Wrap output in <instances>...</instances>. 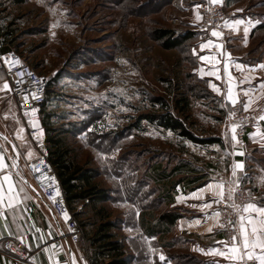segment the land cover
Segmentation results:
<instances>
[{
	"label": "rangeland",
	"instance_id": "rangeland-1",
	"mask_svg": "<svg viewBox=\"0 0 264 264\" xmlns=\"http://www.w3.org/2000/svg\"><path fill=\"white\" fill-rule=\"evenodd\" d=\"M193 3L194 0H31L19 9L8 10L7 16L14 18L21 12V29L27 31L25 36L19 34V52L24 53L28 64H38V74L54 85L57 97L52 104H46V110H55L62 119H58V126L62 123L66 129L69 123L94 116L96 122L89 131L114 135L140 114L152 111L151 96L169 97V78L172 82L184 79L193 87L207 90L193 73L196 58L192 52L200 38L197 16L207 2L198 7ZM158 26L179 34L193 32L195 36L186 50L166 51L149 37V32ZM228 110L224 114L206 93L202 98H192L189 124L193 133L207 138L216 136L218 130H227ZM214 116L222 124L217 126ZM130 132L116 141V146L121 147L106 148L104 152L88 145L83 135L69 137L78 163L94 169L96 180L111 194L114 162L123 154L146 160L153 152L171 153L200 165L211 163L223 168L224 160L216 145L195 146L145 121ZM129 167L123 166V186H129L131 179L141 173L134 175ZM105 206L112 220L127 209L114 200Z\"/></svg>",
	"mask_w": 264,
	"mask_h": 264
},
{
	"label": "crops",
	"instance_id": "crops-1",
	"mask_svg": "<svg viewBox=\"0 0 264 264\" xmlns=\"http://www.w3.org/2000/svg\"><path fill=\"white\" fill-rule=\"evenodd\" d=\"M28 1L31 0H26L23 5H13L8 0H0V19L7 17V20L19 29L18 35L27 31L26 28L21 29L23 17L18 14L21 12H17L13 18L11 15L7 16V11L19 9ZM208 1L213 2L194 0L193 6ZM213 3L221 5L232 16L223 40L212 33L201 31L198 25L200 21L197 20L196 31L199 32L200 38L192 48L196 58L193 73L206 84L211 100L224 114H227L232 104L227 100L229 86L243 109L252 111L264 103V88L259 87L260 83L264 82V67H261L264 66V28H261L264 26V0H215ZM236 20H240L241 23L236 24ZM5 23L3 19L0 20V24ZM209 41L212 43L209 44ZM202 45L207 47L202 48ZM2 49L0 43V50ZM10 51L14 52V49L10 48L0 53ZM20 55L24 56V53ZM201 56L209 59L202 61ZM5 82L9 83L4 72L0 70V155L5 162V168L0 169V182L3 175H9L17 192L18 203L11 209L7 208L5 195L4 215L0 216V241L5 238L21 241L32 253L31 264H73V259L75 264H91L92 251L81 241L82 237L78 242L70 240L63 224L31 182L28 165L36 159L37 153L28 139L26 123L18 114L14 98L9 89H3ZM212 85L219 91L214 90ZM56 97V94L51 95L46 104H52ZM245 104L248 105L247 109L244 107ZM54 111L47 112L55 114ZM225 117L221 120H225ZM213 120L217 126L222 124L216 116ZM223 126L225 125H221ZM249 134L244 147H239L231 140L228 129L218 130L216 136L207 137L220 140L219 143L203 146H217L220 157L224 160L223 168L211 163L200 165L180 156V160L195 167L196 175L202 176L200 186L187 189L179 184L169 198H165L163 190L162 196L165 200L159 204V209L155 207L144 209L140 204V200H144L141 197L143 191L153 189L147 197L148 203L160 195L158 190H154V183L138 187L140 191L131 197L130 203L119 199L118 205H125L127 209L120 213V217L115 218V221L119 222L117 234L125 245L130 264H231L225 256L209 251L213 248L226 251L224 243L230 245L232 242L221 227L220 217L216 215L219 213V203L214 201L219 200V189L209 188L208 185L229 186L242 177V186L247 192L248 203L264 207V120L258 119L257 125ZM237 162H242L243 168L237 169L236 175L233 176V167ZM13 163L15 167H12ZM115 172L117 173V168ZM122 181L121 176L114 175V183L118 184L120 189ZM20 188H23V191H19ZM4 189L6 192L7 183H4ZM113 196L116 197L117 194ZM122 196L120 192L118 197ZM165 212L176 213L179 217L172 228L166 231L162 228V232L153 235L151 232L157 230L156 217ZM252 215L255 216L256 213ZM236 235H239V223ZM161 255L166 258L164 262L160 260ZM0 264L18 263L16 259L0 250Z\"/></svg>",
	"mask_w": 264,
	"mask_h": 264
},
{
	"label": "trees",
	"instance_id": "trees-1",
	"mask_svg": "<svg viewBox=\"0 0 264 264\" xmlns=\"http://www.w3.org/2000/svg\"><path fill=\"white\" fill-rule=\"evenodd\" d=\"M13 5H23L26 0H8ZM172 2L174 0H167ZM6 21L5 24H0V43L3 47L2 52L8 51L13 48L19 52L20 43H18L19 35L18 28H15L12 22H9L7 17L0 20ZM261 28H264L262 26ZM22 34H25L22 33ZM149 37L158 44V46L166 51L185 49L189 46V42L193 40L195 34L186 31L184 33H177L174 29L158 26L149 32ZM16 53V52H15ZM30 65V64H29ZM31 68L37 72L38 64L30 65ZM38 73V72H37ZM190 77V75H185ZM196 77V76H195ZM177 79V78H176ZM196 79L199 82H203ZM169 97L151 96L149 98L152 111L140 114L120 132L101 134L98 136L96 133L89 131L93 122H96L94 116H89L78 123H69L68 128H64L61 123L59 126V117L54 113L46 111V102L49 97L55 93L53 84L48 82L45 92V101L41 114V126L46 134V158L48 163L52 166L59 184L62 188L64 199L69 209L74 213L79 227L82 231V242L86 244L88 249L92 251L91 264H130L126 256L125 245L118 237L119 222L112 220V215L106 208L105 204L111 200L119 201L122 199L124 202L130 203L131 197L139 193V188L148 184L154 183V190L160 191V195L151 202H146L147 197L153 192H142V199L140 204L144 209H155L159 204L165 200L163 198V190H165V198H169L175 190V187L181 184L187 189H194L200 186L202 176L196 175V169L184 160H180L177 156L164 154L161 152H153L152 156L146 160L141 158L131 159V155L123 154L114 162L112 169L113 176H121L123 178V166L127 165L132 168L134 175L131 179L129 186L122 188L114 183V191L110 192L100 184L97 178V172L92 168L84 167L79 164L75 152L71 148L69 137L82 136L83 139L88 141V145L99 150L100 152L106 151V148H114L117 144L116 141L126 136L131 135L132 129H139L142 121L150 125L159 127L165 131H169L183 140H186L194 145H211L219 143L217 138H200L196 136L189 124L190 116L189 110L191 107V99L194 97L202 98L206 93L210 96L208 90L193 87L190 83L182 79L172 82L168 80ZM199 92L201 94H199ZM200 95V96H199ZM211 97V96H210ZM229 109V108H228ZM99 118V117H98ZM62 120L61 118L59 119ZM121 146H116V149ZM104 148V150H102ZM163 155V157H162ZM172 161H175L171 167ZM117 168V173L115 169ZM119 167V168H118ZM119 171V172H118ZM116 173V174H115ZM127 184V183H126ZM122 193L119 198L118 194ZM113 194H117L116 197ZM80 206V210H77ZM86 220H82L83 218ZM179 215L173 212H165L156 217L155 228L156 231L151 232L153 235L164 230L172 228ZM143 219V216H142ZM129 220V218H128Z\"/></svg>",
	"mask_w": 264,
	"mask_h": 264
},
{
	"label": "built area",
	"instance_id": "built-area-1",
	"mask_svg": "<svg viewBox=\"0 0 264 264\" xmlns=\"http://www.w3.org/2000/svg\"><path fill=\"white\" fill-rule=\"evenodd\" d=\"M231 16L232 14L225 11L221 5L208 1L201 11L199 28L203 32H218L220 35L216 37L223 40ZM0 70L4 72L9 82V93L16 102L20 118L26 123L28 139L37 153L36 159L28 165L31 182L56 218L63 224L70 240L78 242L82 237V231L74 213L66 204L56 174L46 158V134L41 126V114L49 80L46 76L34 71L23 56L12 51L0 53ZM25 94H27V99H25ZM33 94H35L34 99ZM32 108H35L36 111L31 112ZM263 113L264 103L252 111H245L240 103L230 105L227 128L232 135L231 126L237 125L238 143L236 144L239 147L246 145V138L250 130L257 125L258 119ZM32 122L36 124L35 129L32 127ZM223 187L225 199L220 200L218 205L220 224L229 241L232 242L231 238L236 235L240 213L230 205L235 203L242 209L248 203V195L242 186V177L235 180L232 185ZM229 188L234 189L232 200L227 199ZM65 214L70 217L67 221ZM233 224H235V228H233ZM0 250L16 259L18 264L32 263V253L17 239L5 238L1 240Z\"/></svg>",
	"mask_w": 264,
	"mask_h": 264
},
{
	"label": "snow or ice",
	"instance_id": "snow-or-ice-1",
	"mask_svg": "<svg viewBox=\"0 0 264 264\" xmlns=\"http://www.w3.org/2000/svg\"><path fill=\"white\" fill-rule=\"evenodd\" d=\"M215 2V0H213ZM198 7V6H197ZM200 17L197 16V19ZM227 23V22H226ZM236 24H240V20L235 21ZM247 31V29H245ZM213 36H219L220 33L213 32ZM209 44L212 43V41L208 42ZM203 47H207V45H202ZM200 59L207 60L208 57L201 56ZM264 67V66H261ZM225 72H227V65L225 66ZM214 90L219 91L218 88H216L214 85H212ZM259 87L264 88V82H261ZM10 88L9 83L5 82L3 85V89L7 90ZM27 94H25V99H27ZM35 98V94H33V99ZM227 100L230 101L233 105H236L238 103V97L233 96V90L231 86L228 88L227 92ZM245 109L248 108V105H244ZM31 112H35L36 109L32 108L30 109ZM231 115V113H230ZM259 120H264V115L259 117ZM32 127L35 129L36 124L35 122H32ZM23 131V129H21ZM231 140L234 143H238V133H237V125L233 124L231 126ZM250 136L252 134H249ZM240 155H243V153H239ZM15 163H13L12 167H15ZM5 168V162L3 159V156L0 155V169ZM243 163L237 162L235 163L233 167V176L236 175L237 169H242ZM4 183H7V189L5 192L4 189ZM209 188H216L219 189L218 196L219 200L214 201L216 203H219L220 200H224V187L222 184H216L208 185ZM19 191H23V188H20ZM202 191V190H201ZM233 192L234 189L229 188L228 189V200L233 199ZM5 195H7V208L11 209L14 207L15 203H18V196L17 192L14 189V185L10 180L9 175H3L2 176V182H0V216L4 215L3 206L5 204ZM195 195V194H194ZM210 205H203V207H208ZM234 210H236L239 215V235H233L232 236V243L229 245L228 243H224L225 250H218L216 248L210 249L209 251L213 254H217L220 256H225L226 259H228L231 264H248V262H253V264H264V207H258L254 203H247L243 206L242 209L239 208L235 203L230 205ZM252 213H256L255 216L252 215ZM247 214V215H245ZM217 216H219V213H216ZM70 219L67 214H65V220L67 221ZM229 223H232V221H229ZM223 226V225H222ZM233 228H235V224H233ZM211 230V229H210ZM161 262H164L166 258L161 255L160 256ZM73 264H75V259H73Z\"/></svg>",
	"mask_w": 264,
	"mask_h": 264
}]
</instances>
